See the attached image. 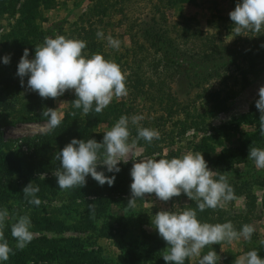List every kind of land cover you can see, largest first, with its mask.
Here are the masks:
<instances>
[{"label": "rangeland", "instance_id": "obj_1", "mask_svg": "<svg viewBox=\"0 0 264 264\" xmlns=\"http://www.w3.org/2000/svg\"><path fill=\"white\" fill-rule=\"evenodd\" d=\"M238 2L242 0H0V114L8 121L2 130L5 139L24 138L20 143L24 152L20 170L10 176L0 174V209L7 208L10 217L29 215L35 238L58 240L62 249L68 250L45 264H65V259L74 256L72 252L81 250L99 254L101 264H171L163 259L168 245L152 224V218L161 210H183L182 205L187 202L184 193L168 201L159 200L153 193L137 199L136 208L129 209L132 180L125 182L123 188L124 184H116V179L112 186L107 183L101 186L90 174L85 186L59 188L53 175L60 167V161L55 158L57 153L73 138L102 142L104 132L114 123L107 125L98 119L97 124H87L84 130L70 129L60 145L28 150L35 135L47 123L48 119L39 118L44 117L46 108L56 109L62 116L67 113V126L84 124L83 113L73 107L74 90L56 99H45L27 87V76L22 86L17 75L25 48L29 50V59H33L35 46L46 36L76 37L73 31L76 24L91 27L99 43V53L116 61L126 73L128 94L110 103L120 110L118 119L122 115L129 118L143 115L141 126L160 133V138L151 143L159 146L160 151L146 153L138 142L137 148L144 156L170 159L189 151L203 155L208 150L209 156L216 159L222 148L229 149L222 156L221 174L248 189L255 198L247 221L233 224L237 231L244 224L254 225L256 231L250 241L241 237L231 244H213L202 253L215 250L219 257L217 264H234L237 257L253 249L264 259V246L259 243L264 240V207L260 204L264 194V169H257L248 158L251 147L264 148V136L260 134L259 117L249 124L235 123V118L246 112L260 116L256 101L259 88L264 86L261 65L264 31L236 35L229 13ZM148 28L162 29V47L148 46L144 37V30ZM98 30L103 32V38L97 36ZM149 32L153 36V31ZM109 36L120 41L118 49L109 46ZM209 53L212 58L204 60L203 56ZM6 55L10 58L8 64L3 62ZM166 56L168 59L178 56L182 60L179 74L164 62ZM133 79L137 80V89L130 87ZM169 91L187 109L185 118L166 115ZM132 159L130 154L129 165L135 162ZM29 160L34 164L40 162V169H31L29 174L24 167V162ZM207 164L214 171L215 165ZM41 174L53 179V183L47 191L37 194L42 202L35 206L24 199L23 188L32 182L31 178L44 179ZM105 175L112 176L109 172ZM92 203L94 215L88 208ZM244 203V196L239 195L220 209L241 218L246 214ZM43 218L57 222L56 226L37 227V221L41 223ZM237 221L240 220L234 222ZM12 222L11 218L6 221L5 237L14 252H25L28 245L23 250L15 248ZM34 239L30 243L32 248L41 246L42 251H47ZM0 264H14L11 254L8 261ZM185 264H198V258L186 259Z\"/></svg>", "mask_w": 264, "mask_h": 264}, {"label": "clouds", "instance_id": "obj_2", "mask_svg": "<svg viewBox=\"0 0 264 264\" xmlns=\"http://www.w3.org/2000/svg\"><path fill=\"white\" fill-rule=\"evenodd\" d=\"M229 15L236 35L264 31V0H242ZM97 36L103 38L104 34L98 30ZM107 41L112 48L120 46V41L111 36L107 37ZM86 47V41L82 39L56 34L54 37L46 36L42 43L35 46L33 59H29V50L25 48L17 69L21 85L27 76V87L45 99H56L66 91L74 90L77 97L73 101L75 109H82L84 115L92 111L102 113L114 98L120 99L128 94L126 73L116 61L106 59L101 53H86ZM9 60L7 55L3 58L5 64ZM258 94L256 108L260 112V134L264 136V86L259 88ZM42 115L48 117L46 125L41 128L45 133L57 128L63 119L62 114L52 108H46ZM144 119L143 115L130 118L122 115L104 132L102 142L73 138L55 157L60 161V167L53 172L59 188L67 190L85 186L89 174L101 186L105 183L112 186L115 176H106L103 171H98V164L105 165L108 172H119V162L127 163L131 154L135 162L130 171L131 198L127 208L135 209L137 199L153 193L161 201L184 193L196 203V208L161 210L152 218V224L168 245L163 259L171 264H185L186 259L191 258H198V264H217L219 257L216 251L209 250L202 255L203 249L213 244H231L241 237L250 241L256 231L255 226L244 224L237 231L231 221L202 222L198 211L223 208L226 202L236 199L228 177L209 169L201 152L189 151L170 159L144 156L137 148L138 141L143 139L151 144L160 138L156 129L141 126ZM130 125L136 127L135 138H132ZM248 158L254 161L257 169H264V148L251 147ZM39 192V186L30 182L23 188L24 199L39 206L42 202L37 195ZM88 208L94 215L95 205L89 204ZM10 218L16 249L23 250L35 238L29 215L12 214L10 217L7 208L0 209V262L8 261L10 254H14L5 237L6 221ZM259 243L264 246V240ZM234 264H264V259L253 249L237 257Z\"/></svg>", "mask_w": 264, "mask_h": 264}, {"label": "trees", "instance_id": "obj_3", "mask_svg": "<svg viewBox=\"0 0 264 264\" xmlns=\"http://www.w3.org/2000/svg\"><path fill=\"white\" fill-rule=\"evenodd\" d=\"M149 30L153 31V36L150 34ZM76 38L82 39L86 41L87 47L84 51H87L88 54L96 53L100 51L99 43L95 39L93 30L91 27L86 28L83 24H76L75 28L73 29ZM146 34H144L145 40L148 43L149 47L152 48H160L162 47L163 43V31L162 29H146L144 30ZM170 44L167 43V46ZM174 49V48H173ZM264 53V51L262 52ZM174 58H169L166 56L164 57V62L171 66L173 71H177L179 74L182 71V60L180 61L178 56H173ZM212 58V54H206L203 56L204 60H209ZM262 67H264V60L263 63L261 64ZM252 73V72H250ZM242 79L246 83L247 78L245 72L242 73ZM136 81L135 79L131 80V85L130 87L136 88ZM137 89V88H136ZM76 96L75 94L73 97ZM77 98V97H76ZM72 99V98H71ZM73 101V100H71ZM167 106L168 110L166 115L168 116H175V115H180L185 118L187 116V109L180 104V102L177 100L175 95L172 94V92L167 93ZM82 112V109H80ZM119 111L116 107L113 108L111 105H109L107 108L103 110L102 113L97 114L94 111L90 112L87 115L83 114V120L84 124L82 126L76 127H70L67 126L66 119L68 117L67 113L63 115V119L61 124L53 129L50 132H41L35 135L34 141L28 146V150L33 149V148H40L41 146H46L47 148L60 145L62 141L65 140L64 135H69V130L70 129H77V130H84L87 127V124L89 125H94L97 124L98 119H101L102 121H105L107 125H111V123H115L116 120L119 117ZM83 113V112H82ZM258 115L256 113L252 112H246L243 114H240L238 117L235 118L236 122L235 123H244V124H249L258 119ZM40 119H48V117H39ZM8 124V121L4 118L2 114H0V174L3 175H8L10 176L13 173H17L20 170V158L22 157V154L24 153L22 149H20V143L24 138H4V132L2 128ZM86 125V127H85ZM143 127H146L143 125ZM130 130L132 133V137L135 138L137 136V130L136 127L133 125H130ZM141 145L144 146L146 153H151L156 151H160L159 146H155L156 144H148L146 141L143 139L138 141ZM17 144V148L12 149V145ZM229 149H223L221 152L217 153L216 159L212 158L209 156L208 150H205V157L207 158L208 163H212L215 165L214 171L216 172H222L220 168V164H223L224 162L222 159V156L225 154H228ZM233 155V154H232ZM40 162H37V164H34L33 161L29 160L27 162H24V167L28 171L29 174H31V169H40L41 165H39ZM217 165V166H216ZM120 168L119 172H109L112 176H115L116 179V184L119 182H122L123 184L125 182H129L132 180L131 174L129 173V169L132 168L133 165H129V162L127 163H121L118 165ZM98 171H103L104 174H107V168L103 166H97ZM218 178V177H217ZM57 180V178H54ZM32 182L34 185H38L40 188V193H43L47 191L50 186L53 183V179L50 178H45V179H37V178H31ZM229 183L232 185L234 188V192L236 196L243 195L245 198V208H246V214L243 215L241 218H239L240 215L238 214H230L225 211H223L220 208H217L215 210L213 209H206L203 212L198 211V218L202 222H209V223H224L227 221H231L232 223H239V222H246L247 221V213H250L254 207L255 203V198L253 194L249 193L248 189L242 188L239 184L237 185L234 181L229 180ZM125 187V184L122 185ZM121 190V188H119ZM185 197L186 194H185ZM260 204L264 207V194L261 198ZM183 209L185 208H196V203L192 200H190L187 197V202L182 205ZM235 220H240L237 222H234ZM37 224L39 228H52L55 227L57 222H53L50 219H44L41 221V223ZM60 227H64L65 225L58 224ZM76 225V223H74ZM239 225V224H237ZM80 226V225H78ZM34 241L38 245H43L44 249H47V251H42L41 246L38 248L30 246V243L28 244V250L24 251H18L14 252V254H11V260L14 264H45L46 261H48L50 258L55 257L56 255H61L63 256L65 253H68V250H63L62 246L60 245V242L58 240H51V239H45V238H35ZM26 253L29 254V256H25ZM72 252L73 257H69L65 259V264H101V256L97 253H94L92 251H87V250H81L79 252ZM203 255V253H202ZM39 261V263H37ZM45 261V262H44Z\"/></svg>", "mask_w": 264, "mask_h": 264}]
</instances>
